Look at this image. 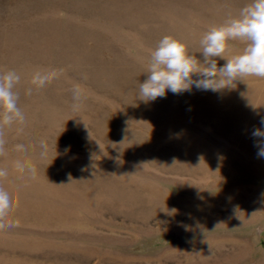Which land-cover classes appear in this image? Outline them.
<instances>
[{"label":"rangeland","instance_id":"374dc122","mask_svg":"<svg viewBox=\"0 0 264 264\" xmlns=\"http://www.w3.org/2000/svg\"><path fill=\"white\" fill-rule=\"evenodd\" d=\"M250 2L0 0V73L21 75L26 116L4 129L19 227L0 232V264H264V157L252 136L264 78L148 102L139 93L164 36L199 58L202 35ZM230 44L226 58L245 47ZM47 69L62 71L31 83ZM77 85L85 99L73 110Z\"/></svg>","mask_w":264,"mask_h":264},{"label":"clouds","instance_id":"9594fccd","mask_svg":"<svg viewBox=\"0 0 264 264\" xmlns=\"http://www.w3.org/2000/svg\"><path fill=\"white\" fill-rule=\"evenodd\" d=\"M242 41L245 47L239 54L226 58L231 49V41ZM200 57L189 51L188 45L172 36H164L151 53L146 79L139 85L141 99L145 102L165 98L167 92L182 94L197 90H231L244 77L264 78V0H251L234 16H229L219 25H214L202 35L199 41ZM218 60L225 63L218 66ZM62 70L47 69L36 71L31 83L43 88L58 79ZM21 75L15 70L0 73V155L4 154V129L13 124L24 125L25 112L19 106V93L16 90ZM31 89L26 90L31 95ZM73 110H79L85 99L79 85L72 90ZM261 127L254 128L258 157H264V117ZM24 150V145H17ZM41 155L47 153L46 141H40ZM14 168L21 173L27 171L35 178L37 169L33 164L16 161ZM19 206V189L10 179L9 170L0 167V232L19 227V220L9 219Z\"/></svg>","mask_w":264,"mask_h":264}]
</instances>
